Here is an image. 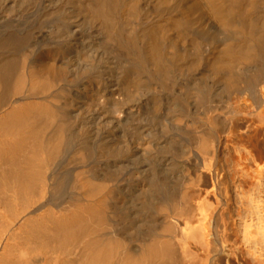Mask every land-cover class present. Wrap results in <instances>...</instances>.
I'll use <instances>...</instances> for the list:
<instances>
[{
  "label": "bare ground",
  "instance_id": "bare-ground-1",
  "mask_svg": "<svg viewBox=\"0 0 264 264\" xmlns=\"http://www.w3.org/2000/svg\"><path fill=\"white\" fill-rule=\"evenodd\" d=\"M261 85L264 0H0V264H184L178 245L190 264L188 245L217 264L209 245L231 228L223 142L213 126L202 142L185 131L248 118L264 130ZM236 91L251 112L224 106ZM163 112L188 145L162 146ZM125 159L149 166L128 179L129 236L116 220ZM168 160L186 191L159 197ZM205 174L215 208L200 200ZM153 203L166 207L154 220Z\"/></svg>",
  "mask_w": 264,
  "mask_h": 264
},
{
  "label": "rangeland",
  "instance_id": "rangeland-1",
  "mask_svg": "<svg viewBox=\"0 0 264 264\" xmlns=\"http://www.w3.org/2000/svg\"><path fill=\"white\" fill-rule=\"evenodd\" d=\"M263 86L264 85L260 86V90L264 88ZM223 102L225 107L240 104L243 112H251L250 100L245 94L238 93L237 91L233 92L229 98H225ZM163 113H165V115H163V117L159 120L160 124L162 123L166 126L164 129L165 133L161 134L162 138L160 142H162V146L166 147V142L174 143L176 145V149L178 150L182 146L188 145L184 138H177L174 132L171 130L168 131L171 126V122L169 121L170 115L166 112ZM233 122H236V125L232 129V124L229 121L225 125H213L208 123L207 127L209 129L207 128V131L194 129V126L196 125L190 124L185 131V135L187 137L189 135L191 137L196 135L198 141L202 142L206 137V134L210 132L209 130H212L211 126H213L215 128V132L220 138H222L223 142L220 146V159L221 165L224 166L223 174L226 176V187L230 200L228 205L230 214L228 217H230L231 228L227 245H219L215 240L216 237H214V245L209 246L210 248L213 247V250H215L214 252L212 250L211 255L220 251V254L217 257V261L218 259L219 261H216L217 264H245V259L247 257H251L254 262H257V256H261L260 261L264 264V130H256L258 123L250 118H248L242 125L237 123V119H234ZM259 131L260 133L257 135ZM146 135H151V133L147 131ZM118 136H122L121 130L118 131ZM228 137L230 139L226 141ZM252 137L256 138L257 143L249 142V138ZM226 146L228 150H225ZM173 151L174 153H172ZM173 151L166 152L164 156L172 160L176 157V162L180 164V166H182L189 159L187 154L181 156L175 150ZM227 160L228 163L226 162ZM169 162L170 160H168L165 164H162L159 169V177L162 181L165 180L164 182H166L165 184L167 186L164 193L162 192L160 195L158 193L156 194L159 197L170 196L172 191L169 193V190L174 187L182 189V192L186 191L184 190L185 186L183 188L181 181L184 176L187 175V171H181L183 174L181 175V172L178 170L172 178L168 177L169 179H167V165ZM67 166H65L66 171L69 170V167ZM146 169H149L146 162L141 163L140 161H137V163H134L132 160L125 159L121 160V163L119 164L120 175L117 178L116 185L120 186L123 190L121 201L123 205V215L116 217V220L118 221L120 230L126 236H129V234L125 232L127 230L126 222L130 220L133 221L134 212L140 213V208L136 206V201H140V197L135 193H129L131 182H129L128 179L131 177L133 172H140ZM148 175L149 173L146 177ZM140 177L143 178L144 176L140 175ZM204 179L206 184L203 187L204 192L200 200H205L209 206L215 208L217 206L216 197L209 195L213 188V180L208 174H205ZM154 206L157 207V203L154 204ZM155 209L156 213L150 212L147 215L153 220L156 219V214L164 212L166 207L159 208L158 206ZM193 226H198V223H195ZM187 247L188 253L193 256L194 260L197 259V261L195 260L196 263L206 264L209 258L207 252L205 251L207 250L206 247L204 248L200 245H188ZM178 248L180 253L179 255L183 263L185 262L184 264H190L187 262L190 260L189 257H185L182 253V247L178 245ZM234 253H237L238 255Z\"/></svg>",
  "mask_w": 264,
  "mask_h": 264
}]
</instances>
